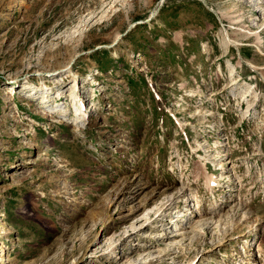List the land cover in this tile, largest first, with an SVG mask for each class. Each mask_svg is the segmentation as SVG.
<instances>
[{
    "label": "rangeland",
    "instance_id": "374dc122",
    "mask_svg": "<svg viewBox=\"0 0 264 264\" xmlns=\"http://www.w3.org/2000/svg\"><path fill=\"white\" fill-rule=\"evenodd\" d=\"M255 4L0 0V264H264Z\"/></svg>",
    "mask_w": 264,
    "mask_h": 264
},
{
    "label": "bare ground",
    "instance_id": "6f19581e",
    "mask_svg": "<svg viewBox=\"0 0 264 264\" xmlns=\"http://www.w3.org/2000/svg\"><path fill=\"white\" fill-rule=\"evenodd\" d=\"M257 0H255V5L257 6V8L260 10V9H262L261 7H263L264 6V0H261V2H259V0H258V2H256ZM263 10H264V7H263ZM74 90H77V91H79V84L77 83V82H75L74 83ZM250 87V86H249ZM247 88L245 91H244V93L241 95L242 97H245L244 99H246L247 98V96H248V92L250 91V88ZM252 92L253 91H250V94H252ZM46 94V93H45ZM59 96H65V97H67V96H69V95H67V94H65V95H63V93H59L58 94ZM50 96V95H49ZM45 98V97H44ZM48 98H50V97H48V95H46V100H48ZM75 128H79L78 126H76ZM0 251H1V249H0Z\"/></svg>",
    "mask_w": 264,
    "mask_h": 264
}]
</instances>
